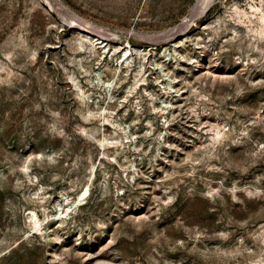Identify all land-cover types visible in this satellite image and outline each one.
Masks as SVG:
<instances>
[{"label":"rangeland","instance_id":"obj_1","mask_svg":"<svg viewBox=\"0 0 264 264\" xmlns=\"http://www.w3.org/2000/svg\"><path fill=\"white\" fill-rule=\"evenodd\" d=\"M197 4L0 0V264H264L260 0L146 40Z\"/></svg>","mask_w":264,"mask_h":264},{"label":"bare ground","instance_id":"obj_2","mask_svg":"<svg viewBox=\"0 0 264 264\" xmlns=\"http://www.w3.org/2000/svg\"><path fill=\"white\" fill-rule=\"evenodd\" d=\"M211 2L212 0H198V4L194 8V10L191 12L189 18L187 17L188 19H184L177 28L170 30V32L166 36L159 37L160 35L159 34L158 37L156 38H148L146 40L151 41V42L155 41V44L156 42L162 43V42L169 41L168 39L173 38L174 36H176L177 34H179L180 32L186 29L188 24L191 23L192 19H195L194 14L197 12V10L200 9L199 12L201 11L203 12L207 10ZM263 2H264L263 0H260V4L258 6H250V9L252 12L251 17L255 18L258 22V26L256 28H251V27H248L247 25V23L249 24L252 23L249 13L245 11L244 9H241L237 4H233V13L236 16L237 21L239 23H242L247 28L248 33H250L255 38V41L264 40V3ZM70 18L72 19L71 24L74 26V29L81 31V32H86L88 34L89 36L88 40L91 41V45L92 46L95 45L94 49L98 44L105 42V40L109 37L108 34H105L101 30H99L97 27H95L93 24L86 22L85 20L77 17L74 14L70 16ZM129 43L130 42H127V44L122 50V57L124 60L127 59L130 55L131 46ZM216 135L217 137L221 136L219 131H217ZM88 190L89 188H86L85 190H83L73 202L67 203L64 209H60L58 211V216L57 214H55V216H57L56 220L60 221L62 219H65L66 215H68L71 207L75 204V202L77 201L80 202L87 197ZM30 218L33 221V228L38 229V227L40 226V221H38L36 213L31 211Z\"/></svg>","mask_w":264,"mask_h":264}]
</instances>
